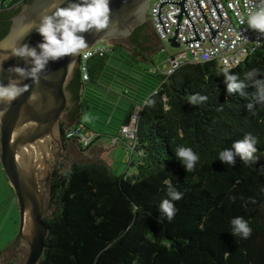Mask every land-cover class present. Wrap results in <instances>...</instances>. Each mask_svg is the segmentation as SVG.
Segmentation results:
<instances>
[{"label": "trees", "instance_id": "16d2710c", "mask_svg": "<svg viewBox=\"0 0 264 264\" xmlns=\"http://www.w3.org/2000/svg\"><path fill=\"white\" fill-rule=\"evenodd\" d=\"M30 1L3 0L0 40ZM120 47L93 53L87 79L77 68L69 118L96 138L116 137L137 111L136 172L116 174L99 160L67 169L57 162L36 264H264V41L234 67L186 62L169 75L135 54L124 58ZM232 83L240 87L230 91ZM61 127L64 139H79ZM240 143L251 144L250 154L237 151Z\"/></svg>", "mask_w": 264, "mask_h": 264}, {"label": "water", "instance_id": "95a60500", "mask_svg": "<svg viewBox=\"0 0 264 264\" xmlns=\"http://www.w3.org/2000/svg\"><path fill=\"white\" fill-rule=\"evenodd\" d=\"M194 2L211 35L208 41H211L219 28L212 30L198 0ZM210 2L221 26L223 18L214 0ZM70 3L79 4L81 0H31L23 4L10 18L9 30L0 40V86L7 87L10 83H15L27 88L10 103L0 100V163L19 209V240L0 251V260L7 251L17 250L20 252L17 264H36L43 252L48 232L44 221L47 176L59 151L61 117L68 103L66 85L79 66L80 53L109 37H127L131 34L136 26L146 20L150 0H109L111 12L108 27L100 31L91 28L77 33L83 36L88 47L79 50L77 54L48 58L44 68L33 77L31 70L35 67L34 59L14 55L13 51L26 45L29 49H35L39 56L42 52L39 45L44 43V38L38 31L43 16H53L54 11L68 7ZM163 4L180 6L178 14L172 16L176 19V25L173 36L167 39L170 46H180L176 37L182 15H185L195 35V39L185 40L183 43L205 42L200 39L184 6L185 0H164L158 4L156 17L164 34L166 29L160 18ZM53 23L58 25L63 21L53 16ZM144 35L145 28L143 38ZM17 67L24 70V75L10 70ZM37 78L38 83L34 82ZM128 121L129 118L125 122ZM10 245L12 248L6 249Z\"/></svg>", "mask_w": 264, "mask_h": 264}, {"label": "built area", "instance_id": "2783aa9c", "mask_svg": "<svg viewBox=\"0 0 264 264\" xmlns=\"http://www.w3.org/2000/svg\"><path fill=\"white\" fill-rule=\"evenodd\" d=\"M164 0H150L146 19L151 24L156 37L160 42L168 41L173 36L176 19L173 15L178 14L179 5L163 4L160 11V18L166 29L163 33L156 12L158 4ZM180 1V0H168ZM212 30L219 28L214 39L208 41L211 35L204 23V20L194 2V0H185V8L195 26V29L201 40L205 42H194L184 44L183 41L195 39V35L185 17L181 16L176 41L180 44V50L177 53L170 54L163 66V73L171 74L179 65L186 62L216 61L220 66L230 68L238 65L248 54L252 53L264 41V32L250 27L248 16L254 11H258L261 6V0H214L222 18L223 23L220 26V20L210 2V0H198ZM243 21V22H242ZM110 46L105 42L99 43L91 49L82 51L79 57V68L83 79H87L86 61L95 52H109ZM137 120V111L130 117L128 123L123 125L119 131L122 136L134 138L135 125ZM90 137L83 139L89 142L95 133L89 132ZM118 134V135H119ZM117 135V136H118ZM116 136V137H117ZM115 137V138H116ZM114 138V139H115ZM79 140H81L79 138ZM133 149V147H132Z\"/></svg>", "mask_w": 264, "mask_h": 264}, {"label": "rangeland", "instance_id": "374dc122", "mask_svg": "<svg viewBox=\"0 0 264 264\" xmlns=\"http://www.w3.org/2000/svg\"><path fill=\"white\" fill-rule=\"evenodd\" d=\"M11 1L12 0H4V3ZM2 2L3 0H0V7ZM146 25L144 46H139L136 42L126 36H122L121 38H109V40L105 39L104 42L110 47L114 46V44L122 46L123 48L120 47L122 49L121 52L123 53V57L126 59H129L126 52L132 53L140 59L142 65L148 67L155 64L157 69L162 70L170 54L177 53L180 48L170 46L167 41L160 43L157 42L148 19ZM141 53L144 55L143 58L140 56ZM112 60H114V58ZM120 65H122V68H127L128 66L125 63ZM61 120L64 122L66 137L76 135L81 140H68L66 150L61 155L56 154L50 170H52L53 166L57 162L61 163L62 169H67L73 162H89L99 160L106 163L116 174L131 175L136 172L135 165L130 163L131 161L136 160V154L132 155L133 139L131 137L119 134L114 139L112 136L102 134L97 138L92 136L90 141L87 143L83 137H90V133L85 130L82 125L76 123V118L70 119L69 113L64 111ZM85 139L86 141L88 140V138ZM80 142L82 146L80 145ZM46 185L47 195L45 213L47 212L48 202V176ZM18 228L19 209L17 200L0 163V251L3 250L6 245L13 242L15 236L18 234ZM19 258V251H7L2 256L0 264H5L8 261H11L13 264H17Z\"/></svg>", "mask_w": 264, "mask_h": 264}, {"label": "clouds", "instance_id": "9594fccd", "mask_svg": "<svg viewBox=\"0 0 264 264\" xmlns=\"http://www.w3.org/2000/svg\"><path fill=\"white\" fill-rule=\"evenodd\" d=\"M246 3L249 4V0H246ZM110 12L109 0H81L79 4L70 3L68 7L58 8L54 11L53 16L62 20L63 23L54 25L53 16L44 15L43 22L38 29L44 38V43L39 45L42 49L41 54L38 56L35 49H29L26 45L20 49H14L13 54L32 57L35 67L32 68L31 74L36 77V73L44 68L48 58L56 59L66 54H77L79 50L87 48L86 40L77 33L86 32L91 28H95L97 31L106 29L109 24ZM248 18L250 27L264 32V0H261L259 10L250 13ZM34 23H32V27ZM10 70L24 75V70L18 67ZM229 80H234V77H229ZM34 82L38 83V78ZM237 87L240 85L229 84L230 91ZM26 90V87H20L15 83H10L7 87L0 86V100L10 103ZM251 147V144L248 143L236 145L237 151L241 153H248ZM179 155L187 158L188 161L195 159L191 151H181ZM224 158L230 160L231 156L226 153ZM188 167L191 168V163ZM174 198L179 199V196H174ZM162 207L171 219L173 206L165 201ZM235 223L243 231L245 237L250 234V229L240 220H236Z\"/></svg>", "mask_w": 264, "mask_h": 264}, {"label": "flooded vegetation", "instance_id": "af4514ba", "mask_svg": "<svg viewBox=\"0 0 264 264\" xmlns=\"http://www.w3.org/2000/svg\"><path fill=\"white\" fill-rule=\"evenodd\" d=\"M147 24V19L143 22V23H141V24H139L138 26H136L134 29H133V31H132V33L131 34H129L127 37L129 38V39H131L132 41H134V42H136L138 45H139V43H141V41L143 40V30H144V28H146V25ZM137 27H139L138 28V30L135 32L134 30L137 28ZM155 35V34H154ZM109 38H119V37H109ZM109 38H107L108 40H109ZM121 38V37H120ZM155 39H156V41L157 42H159L160 43V41L158 40V38L156 37V35H155ZM144 44L145 43H142V44H140L139 46H144ZM75 73H76V71H75ZM75 73H74V75H75ZM73 78H74V76H73ZM72 78V79H73ZM71 79V80H72ZM71 80H70V82H71ZM69 82V83H70ZM69 83L66 85V92H67V96H68V103H67V107H66V109H65V111H67L68 113H70L73 109H74V105H73V94H74V92L71 90V88H68V85H69ZM58 141H59V144H58V148H59V151H58V155H61L62 153H64V151L66 150V147H67V141L68 140H66V139H64V137H63V134H62V136H61V138H59L58 139ZM51 171L52 170H50L49 172H48V181H49V177H50V173H51ZM12 244H14L13 242H12ZM12 248V245H10L9 247H7L6 249H11ZM5 249V250H6Z\"/></svg>", "mask_w": 264, "mask_h": 264}, {"label": "crops", "instance_id": "0c3cea01", "mask_svg": "<svg viewBox=\"0 0 264 264\" xmlns=\"http://www.w3.org/2000/svg\"><path fill=\"white\" fill-rule=\"evenodd\" d=\"M113 138H115V137H113Z\"/></svg>", "mask_w": 264, "mask_h": 264}]
</instances>
